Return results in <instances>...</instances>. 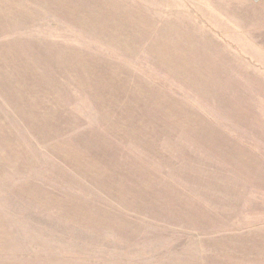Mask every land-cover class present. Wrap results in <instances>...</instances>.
<instances>
[{
    "label": "rangeland",
    "instance_id": "obj_1",
    "mask_svg": "<svg viewBox=\"0 0 264 264\" xmlns=\"http://www.w3.org/2000/svg\"><path fill=\"white\" fill-rule=\"evenodd\" d=\"M0 264H264V0H0Z\"/></svg>",
    "mask_w": 264,
    "mask_h": 264
}]
</instances>
